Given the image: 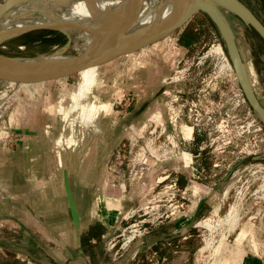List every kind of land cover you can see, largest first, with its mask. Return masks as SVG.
<instances>
[{"label": "rangeland", "instance_id": "1", "mask_svg": "<svg viewBox=\"0 0 264 264\" xmlns=\"http://www.w3.org/2000/svg\"><path fill=\"white\" fill-rule=\"evenodd\" d=\"M243 1L264 22V0ZM230 19L243 27L239 38L252 39L260 50L253 47L251 58L264 101V41L234 16ZM75 35L65 46L64 34L34 30L31 36L47 41L21 35L1 43L0 52L75 56ZM183 35L192 37L188 46L180 42ZM215 47L222 49L221 58L212 52ZM221 64L228 66L223 72ZM230 64L219 34L198 12L182 30L95 68V97L84 99L88 107L97 101L99 110L107 112L102 130L116 122L123 131L105 165L106 181L123 190L121 217L107 236L84 250L83 264H231L237 252V264H264V127L242 101ZM84 75L80 71L16 85L0 80V143L14 144L19 130L35 129L42 112L54 122L62 120L65 128L69 122L76 135L90 132L87 121L65 120L73 103L65 106L61 99L64 92L70 98L80 95ZM143 101L144 112L135 123L128 122L125 117ZM231 209L234 216L227 220ZM10 224L0 222L2 264L22 262L16 258L19 248L29 254L30 264L60 263L47 256L46 251L52 256L56 250L53 244L40 250L36 235L27 243L17 228L9 235L5 226Z\"/></svg>", "mask_w": 264, "mask_h": 264}, {"label": "crops", "instance_id": "2", "mask_svg": "<svg viewBox=\"0 0 264 264\" xmlns=\"http://www.w3.org/2000/svg\"><path fill=\"white\" fill-rule=\"evenodd\" d=\"M239 1L262 20L243 0ZM222 14L235 37L249 82L264 107L258 92L257 71L251 58L253 47L255 51L260 50L252 39L247 42L243 37L239 38L243 36V27L230 21L231 16L240 20L236 15L225 9H222ZM261 23L264 25L263 21ZM261 59L264 60L262 53ZM96 67H89V74L86 78L84 75L78 97L70 98L69 92H64L61 98L65 106L71 101L73 103L72 108H68L70 111L64 114L65 120H72V123L87 121L90 132L76 135L69 122L65 128L62 120L54 122L50 114L42 112L33 124L35 129L19 130L14 144L0 143V222H11L5 226L9 231L7 233L12 236L17 233V228L21 237L26 238V243L27 237L34 240L36 235L34 243L40 250L50 249V244H53L56 250L52 256L45 251L49 260L59 264H83L84 250L94 247L107 236L121 217L119 207L123 189L106 181L105 165L110 149L119 142L123 131L116 122L109 129L102 130L100 122L107 112L99 110L101 105L97 101L88 107L84 99L86 95H92ZM90 77L92 81L88 80ZM145 104L143 101L131 110L126 120L135 123L144 112ZM106 106L109 113L111 108L108 104ZM186 132L190 134L191 128L187 127ZM177 181V185L185 187V182ZM1 227L0 233L3 232ZM16 250V258L21 256L19 259L22 261L17 263L30 264V260H26L29 254L20 248ZM240 255L237 252L231 264L239 263Z\"/></svg>", "mask_w": 264, "mask_h": 264}, {"label": "water", "instance_id": "3", "mask_svg": "<svg viewBox=\"0 0 264 264\" xmlns=\"http://www.w3.org/2000/svg\"><path fill=\"white\" fill-rule=\"evenodd\" d=\"M38 1L49 0H4L0 3V20L7 17L8 13L15 7ZM51 1L59 2L67 0ZM94 1L96 0H87V3L88 5H91ZM129 1H132L133 4L131 10L123 11L124 13L122 12L121 14L118 10L119 14L117 17L120 15L125 20H116L117 18L114 17V20L103 22L111 33V36L106 37L101 30L98 32L94 31L93 23H90V27L100 38V42L82 56H53L55 57L54 59L46 61L45 57L47 56L20 57L0 52V80L14 83H35L39 81H47L52 78L65 77L83 71L89 67H96L105 64L121 55L136 52L145 48L151 43H155L167 37L176 30H182L196 13L202 12L209 18L216 28L235 72L243 96L264 127V107L249 82L235 37L222 14V9L233 13L244 24L252 28L264 41V25L241 1L185 0L178 9L172 12L170 19L167 21L140 32L127 34L131 27V24L126 22L127 19H132L139 15L144 3V0ZM104 25L103 30H105ZM34 30H52L64 34L67 38L65 46H68L72 41L68 32L61 29L58 25L45 23L35 25L28 24L21 27L9 28L6 32L0 33V44Z\"/></svg>", "mask_w": 264, "mask_h": 264}, {"label": "bare ground", "instance_id": "4", "mask_svg": "<svg viewBox=\"0 0 264 264\" xmlns=\"http://www.w3.org/2000/svg\"><path fill=\"white\" fill-rule=\"evenodd\" d=\"M3 1L4 0H0V3ZM184 1L185 0H149L147 3L144 2L139 15L132 19H127L126 22L131 24L127 34L140 32L167 21L170 19L172 12L178 9ZM132 6V1L130 2L129 0H96L92 2L91 5H88L87 0H67L59 2L49 0L31 2L13 8L8 13L7 17L1 19L0 33L6 32L9 28L21 27L28 24L51 23L59 27L70 26L75 29L64 30L67 31L69 35L73 33L76 34V56H82L100 42V38L94 31L98 32L101 30L106 37L111 36V33L103 22L114 20V17L117 18L116 20H125L120 15L117 17L119 14L118 10L121 14L123 11L131 10ZM91 22L93 23L94 31L90 27ZM103 25L105 30H103ZM212 52L221 58L222 49L220 47H215ZM54 58L53 56H47L45 60L48 61ZM225 67L228 66L221 64L219 71L223 72ZM90 69L91 68H87L83 70L85 78L89 74ZM16 84L18 83L8 82V85ZM23 84L28 83L23 82ZM232 210L233 209L228 212L227 220H231V217L233 218L234 214ZM232 226L233 223L230 222V227Z\"/></svg>", "mask_w": 264, "mask_h": 264}, {"label": "trees", "instance_id": "5", "mask_svg": "<svg viewBox=\"0 0 264 264\" xmlns=\"http://www.w3.org/2000/svg\"><path fill=\"white\" fill-rule=\"evenodd\" d=\"M205 15V14H204ZM206 16V15H205ZM207 17V16H206ZM208 18V17H207ZM209 19V18H208ZM210 21V20H209ZM210 23L212 24V26L214 27V25H213V23L210 21ZM215 28V27H214ZM252 29V28H251ZM215 30H216V28H215ZM253 30V29H252ZM45 31H49V32H55V31H52V30H45ZM254 31V30H253ZM32 32V31H31ZM31 32H28V33H25V34H23V36H26V37H30V39L32 40V39H35V40H37L39 37H35V36H31ZM216 32H217V30H216ZM218 33V32H217ZM256 33V32H255ZM257 34V33H256ZM186 38H187V40H186ZM192 38V37H191ZM191 38L190 37H186V35H183L182 37H181V39H180V42H181V44L182 45H184V46H188L189 45V40L191 41ZM42 42H46L47 40L46 39H41V38H39ZM186 40V41H185ZM26 42H29V41H26ZM222 43V42H221Z\"/></svg>", "mask_w": 264, "mask_h": 264}, {"label": "built area", "instance_id": "6", "mask_svg": "<svg viewBox=\"0 0 264 264\" xmlns=\"http://www.w3.org/2000/svg\"><path fill=\"white\" fill-rule=\"evenodd\" d=\"M7 83H8V82H7ZM240 95H241V99H242V101L245 102V98H244V96H243V94H242L241 92H240ZM123 126H124V127H127L126 124H123ZM6 139H7V138H6ZM186 153H187V152H186ZM188 154H189V156H191L190 153H188ZM191 169L193 170V169H195V168H194L193 166H191Z\"/></svg>", "mask_w": 264, "mask_h": 264}]
</instances>
